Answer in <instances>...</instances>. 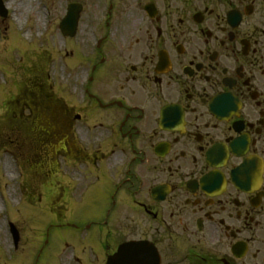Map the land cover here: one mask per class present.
Here are the masks:
<instances>
[{"label":"flooded vegetation","instance_id":"1","mask_svg":"<svg viewBox=\"0 0 264 264\" xmlns=\"http://www.w3.org/2000/svg\"><path fill=\"white\" fill-rule=\"evenodd\" d=\"M102 2L49 110L66 264H106L126 241L158 264H264V0Z\"/></svg>","mask_w":264,"mask_h":264},{"label":"rangeland","instance_id":"2","mask_svg":"<svg viewBox=\"0 0 264 264\" xmlns=\"http://www.w3.org/2000/svg\"><path fill=\"white\" fill-rule=\"evenodd\" d=\"M70 1L94 7L100 2L3 0L8 15L0 17V264H66L68 228L64 216L59 215L65 214V209L56 212L54 208L59 196L55 183L68 186L67 162L63 155L56 154L53 161L50 155L57 174L53 180L48 160L50 130L40 126L37 119H24L29 108L25 107L23 113L15 109V102L25 86L42 78L60 84L65 74L61 73L65 69L61 63L76 70L86 60L83 46H77L82 43L80 35L72 41L59 34L58 24ZM88 10L85 7L84 17ZM67 51L68 56H64ZM25 90L23 93H28ZM33 98L32 94L20 96L29 107ZM64 199L63 195L61 201ZM9 223L19 232L17 249L13 247ZM71 242L80 249L76 240Z\"/></svg>","mask_w":264,"mask_h":264},{"label":"water","instance_id":"3","mask_svg":"<svg viewBox=\"0 0 264 264\" xmlns=\"http://www.w3.org/2000/svg\"><path fill=\"white\" fill-rule=\"evenodd\" d=\"M80 8L72 5L68 11L66 18L61 22V30L65 35L73 36L77 19L79 16ZM0 12H2V3L0 1ZM134 264H141L139 260L135 261Z\"/></svg>","mask_w":264,"mask_h":264}]
</instances>
